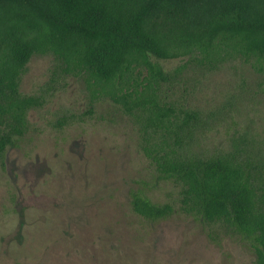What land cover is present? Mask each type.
Returning a JSON list of instances; mask_svg holds the SVG:
<instances>
[{
  "label": "rangeland",
  "instance_id": "obj_1",
  "mask_svg": "<svg viewBox=\"0 0 264 264\" xmlns=\"http://www.w3.org/2000/svg\"><path fill=\"white\" fill-rule=\"evenodd\" d=\"M159 63L172 72L182 61ZM57 66L51 55L34 56L21 79V93L44 104L0 166V264H256L247 240L183 212L181 186L147 159L134 120L108 99L90 113L83 80ZM182 79L169 96L208 122L198 155L229 152L237 140L264 146L262 79L250 65L195 69ZM137 193L173 214L143 219L131 206Z\"/></svg>",
  "mask_w": 264,
  "mask_h": 264
},
{
  "label": "trees",
  "instance_id": "obj_2",
  "mask_svg": "<svg viewBox=\"0 0 264 264\" xmlns=\"http://www.w3.org/2000/svg\"><path fill=\"white\" fill-rule=\"evenodd\" d=\"M46 55L63 76L83 80L90 113L108 99L135 121L147 159L181 186L185 214L241 236L264 264V146L237 140L229 152L198 155L208 122L169 96L188 71L236 61L261 76L264 91V0H0L3 168L29 134V113L44 104L20 88L32 58ZM171 60L182 64L166 72L159 62ZM131 206L152 222L174 212L138 193Z\"/></svg>",
  "mask_w": 264,
  "mask_h": 264
}]
</instances>
